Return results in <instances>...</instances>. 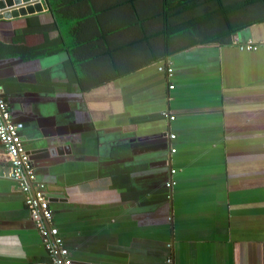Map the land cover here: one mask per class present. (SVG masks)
Instances as JSON below:
<instances>
[{"label": "crops", "instance_id": "1", "mask_svg": "<svg viewBox=\"0 0 264 264\" xmlns=\"http://www.w3.org/2000/svg\"><path fill=\"white\" fill-rule=\"evenodd\" d=\"M41 2L0 21V88L74 264H264V0ZM10 169L0 264L48 261Z\"/></svg>", "mask_w": 264, "mask_h": 264}, {"label": "built area", "instance_id": "2", "mask_svg": "<svg viewBox=\"0 0 264 264\" xmlns=\"http://www.w3.org/2000/svg\"><path fill=\"white\" fill-rule=\"evenodd\" d=\"M240 49L257 52L264 49V45L250 41L240 45ZM159 69L160 71H167L168 75L172 77L173 69L171 67H160ZM2 93L0 88V142L10 158L11 169L8 178L15 182L23 193L30 217L48 253L49 260L39 264H74L71 253L65 246L63 237L56 225L54 210L47 195V186L38 180L30 151L22 136L25 125L14 121L9 103L2 96ZM163 116L169 121L175 120V117L169 112H164ZM167 137L169 140L174 139L172 134H167ZM174 152L173 149L172 153ZM176 173L177 171L171 168L165 184L168 190L167 200L169 201L172 199L173 189L176 185L174 180ZM167 263L173 264L172 258Z\"/></svg>", "mask_w": 264, "mask_h": 264}, {"label": "water", "instance_id": "3", "mask_svg": "<svg viewBox=\"0 0 264 264\" xmlns=\"http://www.w3.org/2000/svg\"><path fill=\"white\" fill-rule=\"evenodd\" d=\"M44 7L41 0H0V21L26 17L43 12ZM60 140L53 148H49L48 141L42 143V147L49 149L51 153L62 152L64 146ZM68 149V148H67ZM31 154V151H30Z\"/></svg>", "mask_w": 264, "mask_h": 264}, {"label": "trees", "instance_id": "4", "mask_svg": "<svg viewBox=\"0 0 264 264\" xmlns=\"http://www.w3.org/2000/svg\"><path fill=\"white\" fill-rule=\"evenodd\" d=\"M187 1H191L192 2V5L199 3L200 6L201 5H204V4H207V3H208L207 5H211V3L213 4L215 2L216 6H218L220 9H222V7H221L222 6L221 0H183L184 3L185 2L187 3ZM187 4L186 5H183V6H187ZM228 7H229V9H231L230 10L231 11L230 12L231 14L233 13L232 11H235L236 12V10H238L239 8L240 9L244 8V10H246L247 13H251V12L253 13L254 10L257 13V0H230V3L228 5ZM192 8H194V6H192ZM202 9H204V7H202ZM185 12H188V11H186V9H185L184 12H183V14ZM186 16H187V14H186ZM197 18L199 19L200 22L203 21V24H201V25L204 26L205 25L204 24L205 19L204 18H201L199 16ZM236 29L234 31H236ZM231 33H232V31H231Z\"/></svg>", "mask_w": 264, "mask_h": 264}]
</instances>
